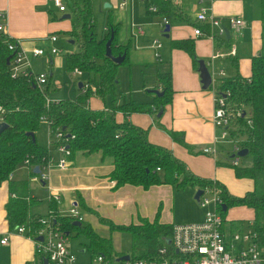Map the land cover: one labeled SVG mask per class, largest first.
<instances>
[{
  "label": "trees",
  "instance_id": "1",
  "mask_svg": "<svg viewBox=\"0 0 264 264\" xmlns=\"http://www.w3.org/2000/svg\"><path fill=\"white\" fill-rule=\"evenodd\" d=\"M142 1L147 16L165 17L168 20L182 19L172 0ZM69 2L78 26L71 28L67 34L70 37L76 36L78 40L77 49L65 56V66L69 73L78 69L83 80L90 86L75 100L46 103L51 88V75L42 91L26 78H11L9 67L6 65L10 52L2 43L4 37H0V107L3 110L0 120L8 125L0 134V185L8 183L9 199L5 205V219L9 233H14L19 226L26 223L31 231L39 225L37 221L40 217L31 216L29 212L35 202L29 196V182L12 181L11 176L25 160L35 168L43 165L48 159V150L41 147L36 139V133L45 117L50 132L55 133L58 130L62 133L63 139L55 143H64L70 151V159L78 152L83 155L101 153L103 158L112 159L113 170L109 178L115 182V188L130 185L147 190L152 186L170 185L176 189L188 186L200 190L210 185L217 186L227 210L231 207H244L252 212L259 242H264V53L251 59V73L248 78H223L217 86L219 94L229 95V108L241 112L240 117L231 120L235 126L231 135L237 139L240 148L246 149L251 157V163L247 166L233 167L228 163H216L217 166L232 168L236 179L252 182L250 191L245 192L243 196H234L219 182L192 175L186 165L167 148L150 143L147 138L148 130L126 120L117 121V113L125 118L132 114H147L157 121L159 112H163V108L171 101L170 74L158 76L162 84L160 92L163 95L153 96L151 103L143 104L127 98L118 91L117 71L127 61L130 43H118L119 25L110 19L106 22L105 33L101 36L96 34L90 0ZM152 6L157 8L155 13L149 10ZM56 18L51 15L50 21H55ZM258 20L264 32V0H258ZM195 25L208 31V27L203 24L194 23ZM111 34L114 36L110 46L112 55L126 56L120 65L105 57V45ZM215 43L231 47L229 40L224 38H216ZM170 45L172 49L187 53L197 71L198 58L195 56L193 40L172 41ZM91 88L95 89L94 94ZM92 96H97L103 102L108 99L110 105L93 110L88 106ZM118 101L120 104H117ZM168 135L174 142L187 146L181 134L169 132ZM55 203L53 200L50 202L49 210L56 216L59 230L65 237L70 234L74 237H84L86 244L83 249L91 258L97 255L105 258L122 256L115 251L110 236H101L90 224L82 222L78 225L69 217L58 214ZM226 212H222L223 217ZM97 220L108 228L110 234H129L130 256L135 259L154 255L161 241L171 236L173 227L159 222V211L153 221L140 218L138 224L126 226L114 224L100 216H97ZM34 261L35 264H43V258Z\"/></svg>",
  "mask_w": 264,
  "mask_h": 264
},
{
  "label": "crops",
  "instance_id": "2",
  "mask_svg": "<svg viewBox=\"0 0 264 264\" xmlns=\"http://www.w3.org/2000/svg\"><path fill=\"white\" fill-rule=\"evenodd\" d=\"M121 1L108 0L106 1L109 2L106 3L108 7L105 8V4L104 9L110 10L106 22L110 19L114 24L119 25L118 43H130L131 46L127 61L117 71L119 85H122L123 80V83L126 82L122 70L129 69V81L127 83L129 84L128 90L130 93L124 95L139 103H151L155 95L150 91L157 90L160 92L162 89V84L158 79L160 74H170L172 94L170 104L163 108L162 115L157 120L158 122L154 120L153 116L147 114H132L125 118L120 113L116 114L117 121L123 122L126 120L135 126L148 130V141L170 150L195 177L217 181L225 186L230 194L243 196L245 192L252 189V182L247 179H236L233 170L231 172L225 166L216 165L217 161L228 162L227 155L230 148H226V146L229 145L221 144L218 146L219 153L216 159L201 153V149L210 146L214 137L219 133L212 123L213 97L209 90H202L199 73L193 68L189 55L181 50L172 49L170 44L172 41L193 40L195 56L207 65L214 54L218 51L226 52L228 47H226L227 45H217L208 38L193 36V30L197 27L194 26L196 14L189 15L188 4L195 3L196 11L200 7H204L216 18L239 17L243 19L245 27L240 33L230 32L229 39L226 36L224 38V40H229V45L235 47V57L218 58L210 63L213 69L209 65L207 69L209 72L221 70L224 72L225 78L235 76L248 78L251 73V59L264 53V32L259 20L251 18V0H172L179 9L182 19L171 18L168 20L170 28L168 38L161 35L159 26L161 17L152 18L147 16L144 5L140 10V14L145 17L144 19L143 16L139 18L136 14L137 11L134 12L133 10L130 16L129 12L124 13L126 7L122 10L118 9ZM51 8L53 9L49 0H0V12H5L7 16L4 39L20 41L27 51L32 48L48 49L56 47L57 38L54 43L46 38L52 35L56 36L55 32L58 30L67 31L71 29L62 25V23L59 24L56 19L50 21L51 15L56 18ZM56 13L58 12L56 11ZM68 13L69 6L67 12L62 14L68 15ZM132 17L142 20L140 23L145 27H140L142 34H139L137 32L138 27L136 28V34L139 36L136 43L130 38L129 22ZM59 21L63 20L60 19ZM105 29L106 25L101 35L105 33ZM157 34H160L165 42L159 44V48L154 49L152 42L157 40ZM156 54H158V58ZM43 59H47L49 65H53V57L52 59ZM31 71L34 72L32 63ZM141 91H144V94ZM117 104H120V101ZM88 106L93 110L108 107L106 102H102L98 106H92L90 101H88ZM169 132L181 134L183 142L187 146L184 147L174 142L169 137ZM50 142L51 140L49 144ZM50 145L48 153L53 156L50 152ZM80 155L82 158L79 161L75 159L76 155L73 156L67 169L51 170L45 186L34 180L31 175L32 172L23 165L13 172L12 181L29 182V196L35 200L31 207L35 211L32 212V209L29 211L31 216L43 217L42 215L47 210L49 213V204L52 200L56 202L57 213L60 215L65 212L68 213L71 206L76 205L78 212L83 217V222H90L91 227L97 233L102 228V233L99 234L104 237L110 236L111 239L118 237L120 233L110 234L108 228L98 222L97 216L108 219L114 224L126 226L138 224L140 218L153 221L159 211V222L169 225L182 224L176 221V215L172 211V186H152L147 190L130 185L115 188V182L109 178L113 170V162L110 158L109 160H107V157L103 158L101 153ZM56 159L58 160L57 157ZM238 188H241L242 191H237V193L230 191V189L236 191ZM38 189L46 193L44 213H41L44 206L39 199L40 195H36L34 192ZM197 190V188L194 189V191ZM41 198L44 199V197ZM8 199V183L5 182L0 185V240L10 234L5 219V205ZM0 246L7 249V264H32L34 262V244L24 236L10 234L8 243L4 246L0 244ZM81 252L85 253L84 249ZM121 254L122 256L126 255L125 253Z\"/></svg>",
  "mask_w": 264,
  "mask_h": 264
},
{
  "label": "built area",
  "instance_id": "3",
  "mask_svg": "<svg viewBox=\"0 0 264 264\" xmlns=\"http://www.w3.org/2000/svg\"><path fill=\"white\" fill-rule=\"evenodd\" d=\"M218 1V0H215ZM51 6L58 13H66L69 0H49ZM126 0H122L118 9L122 10L126 7ZM152 13L157 11L155 6L149 8ZM195 22L208 27V31H203L199 27L193 30V36L196 38H208L215 42L216 38H225V30L237 34L245 27L243 19L239 17H229L225 19L216 18L209 11L200 7L195 15ZM169 25L168 19L161 17L159 21L161 35L165 34V27ZM7 16L5 12H0V37L6 32ZM137 32L142 34V29L137 28ZM51 43L56 41V36L52 35L46 38ZM2 43L7 46L11 59L9 61V72L13 79L26 78L33 83L41 91L47 83L48 75L43 73H34L31 71L30 58H50L58 55L60 49L50 47L48 49L32 48L27 51L23 48L20 41L13 39H3ZM157 40L152 42L154 49L159 48ZM236 50L234 46L228 48L226 52L218 51L211 58L207 66H211L212 62L218 58L235 57ZM158 58V54H156ZM213 69V68H212ZM209 71V70H208ZM211 76V85L209 91L213 97V115L212 123L218 135L214 137L210 146L201 149V153L206 156L217 158L218 146L227 144L230 146L228 152V164L235 167L240 162L238 152L242 150L237 139L231 135L235 131L232 119L241 115L240 110L235 111L229 108L227 95L222 96L217 91V85L220 79L225 78L223 71L212 70L209 72ZM79 77L82 83L81 93L90 88L89 84L83 80L82 73L75 69L72 73ZM92 93L95 89L91 88ZM52 102L47 98L46 103ZM3 112L0 107V114ZM43 121L48 122L45 117ZM1 123V120H0ZM51 147L56 151L60 158L56 160L52 156H48L46 162L39 168V174L34 175V180L46 185L51 170H65L70 166V151L65 147L64 143L56 144L63 139L62 133L58 130L55 133L50 132ZM29 168L33 173V166L25 160L22 164ZM158 171V170H157ZM198 204L204 211L202 221L189 224H176L172 227L171 236L161 241L156 253L148 258L135 259L129 255L127 261H121L118 258H105L97 255L89 259L83 264H264V254L259 244L257 231L255 233H245L243 222L227 221L222 215L223 201L220 195V189L217 186H206L202 189ZM52 199V198H51ZM54 201V200H53ZM56 201V200H55ZM55 215L49 210L46 217L38 219V228L31 231L28 223L19 226L14 233L24 236L34 244L35 259L43 258L46 264H79L76 256L66 247V237L59 230V223L55 219ZM74 222L81 224L83 222L82 215L78 212L76 205H72L67 216ZM250 225H254L253 221H249ZM9 234V235H10ZM9 235L0 240L1 245H6L9 241ZM42 238L39 241L38 238ZM34 259V260H35ZM35 264V261L32 263ZM44 264V263H43Z\"/></svg>",
  "mask_w": 264,
  "mask_h": 264
},
{
  "label": "rangeland",
  "instance_id": "4",
  "mask_svg": "<svg viewBox=\"0 0 264 264\" xmlns=\"http://www.w3.org/2000/svg\"><path fill=\"white\" fill-rule=\"evenodd\" d=\"M106 1L108 0H90L92 16L94 20V28L98 36L101 35L106 25V17L110 11L108 9H104V5L106 3H109ZM126 3H127V6L125 8L126 10L124 11V13L127 14L129 12V15L131 16V11L133 10L134 12L137 11L136 14L139 18L140 16H143V19L145 18L144 15L140 14L142 5H144L143 2H141L140 0H127ZM250 7H251V12H252L251 18L258 20V0H251ZM188 9H189V15H194L197 13L196 4L193 2L188 4ZM51 10L53 14L56 15L57 17L56 22H58L59 24L62 23V25L69 27V29L75 28L78 26L75 13L71 5H69L68 15L70 16V19L68 20L59 21L61 17L63 16V14L56 13V10L54 8L53 9L51 8ZM112 11L115 12L114 10ZM141 21L139 19H134L132 17L129 22L130 38L134 40L135 43L137 42L138 37H139L136 34V28L137 27L145 28L141 25L140 23ZM69 31L70 30H67V31L58 30L57 32H55V35L57 38V42L55 45L58 49H60V53L53 57L54 59H53L52 66L49 65V61L47 59H43V58L41 59L32 58L31 59L34 73H43V74H47L48 76L51 75V79H50L51 88L48 94V99L51 101H55V102L63 101V100H75L81 94V91L78 90L79 77L73 75L72 73L67 72L66 66H65V56L69 53H72L73 50L77 49L76 42L78 38L76 36L70 37L67 34V32ZM156 39L159 44H162L163 42H165L164 38L160 34H157ZM71 41L74 43L73 45L71 44ZM122 72L124 73V76L126 77V82H125L126 84L123 83L124 81L123 80L122 85L118 86V91L123 94L128 95V93H130L128 90L129 84L127 83L129 81V76H128L129 69L127 68L123 69ZM141 92H143L144 94V91H141ZM89 101H90V105L92 106L101 105L103 102L97 96H92L89 99ZM105 102L107 106L110 105V100H106ZM36 139H37L38 144L41 147L46 148L49 151V148H48L50 145L49 141L51 140L50 129L45 121L41 122L39 129L36 133ZM226 148H230V146H226ZM50 152L53 154L55 159L56 157L59 159L60 155L56 151H54L52 147L50 148ZM80 154L82 153L78 152L75 154L76 155L75 159L77 161L81 160L82 158ZM107 158H108L107 160H109L110 157H107ZM250 163H251V157L247 155L245 157L240 158V162L238 163V166H247ZM226 169L232 172V168L227 167ZM232 179L236 181V179H234L233 177ZM243 187H242V190L244 189ZM172 189H173V198L171 196L172 201H173L172 211L176 215V221L182 224H189V223L202 221V219L204 218L205 210L200 208L199 204L194 200V195L196 192L194 191L195 188L187 186V187L180 188V189H176L172 187ZM240 190L241 188H238L236 191L233 189H230L232 193H237V191H240ZM34 192L36 193V195H40L39 199L42 202L41 204H43L44 206L41 213H44L45 207H46V204H45L46 193L42 192L40 189ZM41 197H44V199ZM31 211L33 212L35 210L32 209ZM47 215H48V210L42 216L46 217ZM63 215L67 216V213L65 212L64 214H62V216ZM225 218L228 220H232V221H239V220L242 221L245 233H255L256 232L255 225H250V222H249V221H253L252 212L247 208L231 207L227 210L225 214ZM87 223H89L92 226L90 222H87ZM98 232L102 233V228H100ZM106 232L108 233L107 229H106ZM112 242H113V246L116 252L125 253L126 255L131 253V238L129 234L120 233L118 234V237H113ZM65 243L69 251L76 256L79 264H83L84 262L89 261L90 256L86 253L81 252L83 250L84 244L86 243V239L84 237L82 236L74 237L73 234H70V236L66 238ZM259 244L264 254V242H259ZM7 263H8L7 249L0 246V264H7Z\"/></svg>",
  "mask_w": 264,
  "mask_h": 264
},
{
  "label": "water",
  "instance_id": "5",
  "mask_svg": "<svg viewBox=\"0 0 264 264\" xmlns=\"http://www.w3.org/2000/svg\"><path fill=\"white\" fill-rule=\"evenodd\" d=\"M108 7V5L106 4L105 5V8ZM70 19V16L69 15H63L61 17V20H68ZM169 25H167L165 27V34L163 36H165V38H168V33H169ZM225 36L227 37V39L230 38V32L226 29L225 30ZM113 34H111L109 40L106 42V45H105V57L108 58L109 60H111L114 64H117V65H120L123 63L124 59H125V54L123 55H119V56H113L112 53H111V49H110V46H111V43H112V40H113ZM73 42L71 41V44ZM11 59V56H9L7 59H6V65L8 66L9 65V61ZM197 63H198V73H199V78H200V84L202 86V90H208L210 85H211V76H210V73L207 69V65L206 63L201 60V59H198L197 60ZM78 90L81 91L82 90V83L81 82H78ZM150 93H152L153 95L157 96V97H161L163 95L162 92H159L157 90H151ZM162 115V111L159 112V114L157 115V118H160ZM8 127V125L4 122L0 123V134ZM248 155V151L246 149H242L238 152V156L240 158L242 157H245ZM33 174L35 175H38L39 174V168L38 167H35L33 169ZM42 185L44 186V184L42 183ZM202 194V191L201 190H197L195 192V195H194V200L198 203V200H199V197L201 196ZM222 212H226L227 210V207L225 204L222 205ZM79 225V224H78ZM39 241H42V238H38ZM119 260L121 261H127L129 259V255H123L121 256L120 258H118ZM44 264H46V261L43 262Z\"/></svg>",
  "mask_w": 264,
  "mask_h": 264
}]
</instances>
